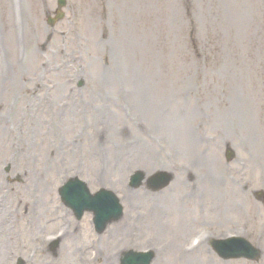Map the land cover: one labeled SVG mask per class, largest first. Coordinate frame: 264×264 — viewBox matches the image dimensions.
Instances as JSON below:
<instances>
[{
	"label": "rangeland",
	"instance_id": "rangeland-1",
	"mask_svg": "<svg viewBox=\"0 0 264 264\" xmlns=\"http://www.w3.org/2000/svg\"><path fill=\"white\" fill-rule=\"evenodd\" d=\"M55 2L0 0V16L3 10L8 11L5 5L11 10V4L21 3L31 11L41 34L35 47L27 35L28 55L24 60L13 39L6 46L0 44V162L5 161L0 168L16 155L23 167L39 170L31 172L27 185L17 182L4 193L8 205L0 214L7 215L9 208L19 204V223L25 232V222L39 216L24 213L25 207L31 206L30 200L32 206L39 207V214L48 206L56 212L59 197L56 193L55 198V192L60 181L79 176L90 182L93 176V190L104 186L117 190L122 197V189L127 190L126 180L137 169H143L138 166L149 163L159 166L155 172L174 169L163 167L169 164L203 167L210 158L217 188L222 190L219 197L231 187L220 188V179L238 168L254 177L251 191H264V0H68L67 17L55 29L57 37L53 33L46 44L48 49L51 45V51L42 55L39 51L47 41L43 33L46 13L50 6L56 8ZM24 7L19 16L15 13L16 36L21 42L25 31L32 28L31 16L25 14ZM5 17L2 24L9 31V14ZM60 31L64 33L59 34ZM103 32L109 36L106 42L101 37ZM33 47L36 53L30 50ZM23 78L28 81L24 83ZM80 81H84L81 87L77 85ZM106 83L118 87L107 94L118 92L119 102L97 107L95 95L101 94ZM122 86L132 90L128 93L133 103L130 115L126 108L117 105L121 103ZM17 95L20 99L14 107ZM138 95L140 102L136 103ZM47 98L52 107H46ZM167 107L172 108L171 122L179 145L173 148L160 134L156 139L169 148L161 154L153 138L158 128L153 118L154 111ZM46 108L53 110L52 114H45ZM57 111L63 113L54 118ZM126 124L133 133H124ZM228 145L238 157L230 163L232 169L221 173L223 162L227 164L222 151ZM35 148L38 153L31 156ZM254 154L261 161L257 169L251 160ZM238 179L242 184L248 183L242 173ZM103 180L107 182L101 183ZM3 191L0 188V194ZM138 192L147 195L144 190ZM240 202L244 206L240 212L214 217L207 208L204 216L219 218L223 222L219 227L225 229L239 218L242 225L253 229L254 243L264 246V203L253 199V217L248 202ZM174 203L172 211L177 214L176 198ZM182 226L186 228L185 221ZM230 232L228 229L224 233ZM94 237L97 236L86 233L83 239L89 242ZM13 242L18 248L11 255L20 248ZM24 244L29 247L33 243ZM83 251L88 252L89 247H83ZM206 253L203 250L193 255L179 249L171 261L185 264L193 258L196 264H205L202 261ZM19 255L26 258L22 252L13 259ZM61 255L63 260L55 264L66 262L65 252L61 251ZM214 256L209 259L222 261Z\"/></svg>",
	"mask_w": 264,
	"mask_h": 264
},
{
	"label": "bare ground",
	"instance_id": "bare-ground-1",
	"mask_svg": "<svg viewBox=\"0 0 264 264\" xmlns=\"http://www.w3.org/2000/svg\"><path fill=\"white\" fill-rule=\"evenodd\" d=\"M104 91H106V90H104ZM171 132H172V134L174 135L175 139H177L178 136L176 135V133H175V131H174L173 128L171 129ZM254 160H255L256 165L258 166V165L260 164V163H259V162H260V157L257 155V156H256V159H254ZM235 195H237V193H236ZM237 196H238V195H237ZM229 198H230V196H228V198H225V201L227 202V200H229ZM213 203H214V201H213ZM236 204H237L236 199H235L234 197H232L231 200H230V202L227 203V204H225L226 206H224V207L220 210V214H225V213L229 212L230 210L235 211V210H236ZM160 226H161V223H160L159 221H157V220H154V221L151 223V225H150V227H151L152 229H155V230H158V231H160ZM101 257H102V259H103V263H104V264L108 263V262H109L108 260L111 259V256L106 255V254L103 253L102 251H101Z\"/></svg>",
	"mask_w": 264,
	"mask_h": 264
},
{
	"label": "water",
	"instance_id": "water-1",
	"mask_svg": "<svg viewBox=\"0 0 264 264\" xmlns=\"http://www.w3.org/2000/svg\"><path fill=\"white\" fill-rule=\"evenodd\" d=\"M107 201V200H106Z\"/></svg>",
	"mask_w": 264,
	"mask_h": 264
}]
</instances>
